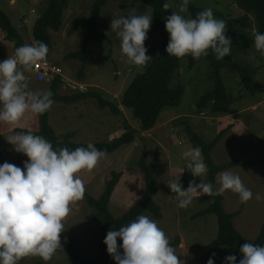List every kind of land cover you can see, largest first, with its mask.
Returning <instances> with one entry per match:
<instances>
[{
  "label": "rangeland",
  "instance_id": "obj_1",
  "mask_svg": "<svg viewBox=\"0 0 264 264\" xmlns=\"http://www.w3.org/2000/svg\"><path fill=\"white\" fill-rule=\"evenodd\" d=\"M48 1L0 0V8L10 16L26 44H34L33 27L36 20L45 12ZM94 1H71L70 7L64 13L63 27L60 32L50 31L52 51L48 59L60 67L63 75L68 79L81 81L90 86L89 91L95 90L105 98H112L120 102L129 84L134 78L142 74L146 70V66L158 56L161 47V37L153 31L154 22L152 20L145 41L147 54L152 60L145 66H134L127 63L126 57L122 55L120 40L116 31H111L112 19L127 16L133 12L152 16L153 10L150 6L138 0H110L103 8L99 19L101 39L99 38L98 41L84 48V40L88 35L87 30L82 29L72 32L71 28L78 17L89 18L91 16V7ZM233 2V0H198L196 4L205 9H212L214 17L217 19L219 15L226 18H237L242 13ZM167 3L170 5L169 9H164L161 13V20L164 26L166 18L171 16L172 12L179 11L182 0H168ZM33 11L35 12L33 13ZM181 14L186 18H192L188 7L187 11ZM25 20H28L29 24H26ZM256 33V30L252 29L250 36L254 39ZM10 45L5 42L4 33L0 30V51H4L0 52V61L6 60L15 53V48H12L14 44H12L13 46ZM80 51L84 52V58L70 56ZM190 56L182 57L181 68L177 71L172 84L173 86L180 84L186 88L182 103L177 108H167L163 111L161 120H169L171 114L169 112L182 115L184 118L171 124V127H176L182 133L185 132L188 135L186 128L190 126L193 130L201 133L206 143H210L216 137L214 134L215 126L205 129V125L214 124L211 119L215 116L211 114L208 108L200 110L198 103L202 96L214 88V81L211 78V67L205 56L197 59L196 65L191 67ZM223 60L248 61L259 67L256 82L263 90L254 96L244 88L237 70L224 68L222 70V78L227 91L235 100L230 112L232 110L236 112L237 109L238 111L243 110L240 118H244L250 125L259 122L255 131L264 140V58L255 47L249 54L237 52L236 49L231 47L230 56L225 57ZM25 75L28 78L29 90L34 92L48 91L49 86L38 83L34 74H29L26 70ZM60 93L66 96L75 95L65 86L61 87ZM122 111V115L113 116L109 109L100 108L96 99H88L70 105L55 102L50 109V122L60 140H63L68 133H75L72 142L95 144L107 142L112 136L125 132V122H128L132 127H139L131 111L127 109H122ZM202 114L205 116H201ZM261 117L263 119H260ZM39 129V115H34L31 112L26 113L15 126L0 123V135L5 146L0 165L8 162L20 167L19 159L23 158L24 161L28 159L23 154L16 153L12 145L7 142L6 137L16 133H24L25 130L37 132ZM229 137L230 141L237 140V149H232L230 144L223 141L221 148H219L221 150L214 156L215 164L229 162L232 159L243 161L264 159V143L258 142V137H250L248 134L240 139L233 134H230ZM143 145V143L137 144L136 142V144L124 146L112 154H106L92 171H84L80 174L85 189L84 197L82 200L70 205V212L64 221V232H62L60 237L61 245L76 237L79 247L87 259L95 260L98 257L103 233L98 223L92 218V211L88 206L85 193L94 198L101 197L105 191L107 181L112 177V173H122L120 182L116 186L111 199L110 210L116 218L126 214L142 198L145 191L144 175L138 165L142 156ZM191 145L192 147H198L194 143ZM227 145H229V148H227ZM154 157L153 153L150 154V164L155 161ZM202 159L204 161L203 154ZM185 164L187 165V163ZM262 167L264 166L260 165L252 168L237 167L226 170L239 175L243 184L253 192V198L247 203H241L238 194L231 191H226L223 195H220L227 213H240L234 218V223L237 230L249 242H254L258 238L264 223V199L258 201L255 198L256 194L264 197V177L261 178L264 176V168ZM156 177L159 183V190L161 185L162 187L160 196H156L155 200L163 208V219L156 220L149 213L144 215L155 220L170 241L175 240L177 237L181 239L179 247L174 248L178 258L183 260L185 264H207L209 258L215 254V264H225L227 256L235 255L237 264H239L241 254L237 249L219 247L205 252L200 250L201 247L211 244L218 236L217 215L206 214L195 217L197 213L207 210L213 201L212 197L207 195L195 196L187 208H179L175 212L174 208H177V205L169 202L170 193L166 184L165 174L163 172H160V174L156 173ZM207 179L208 169L201 178L187 176L186 182L190 183L193 180L196 183L207 182ZM120 244H122V241H119L118 245ZM112 261L116 264L113 258ZM39 262L43 264H76L62 248L55 252L47 261L39 256L29 255L22 258L19 264H38Z\"/></svg>",
  "mask_w": 264,
  "mask_h": 264
},
{
  "label": "clouds",
  "instance_id": "obj_2",
  "mask_svg": "<svg viewBox=\"0 0 264 264\" xmlns=\"http://www.w3.org/2000/svg\"><path fill=\"white\" fill-rule=\"evenodd\" d=\"M190 0H182L178 12L165 20L170 39L166 48L168 56L194 59L214 51L218 60L230 56L232 41L226 36V22L214 17L212 9L186 18ZM170 5L163 4L168 10ZM153 16L134 12L113 18L111 31H116L121 52L126 62L145 66L152 58L147 54L145 41ZM254 47L264 56V33L257 32ZM48 46L37 41L18 47L13 56L0 61V123L15 126L28 112L42 115L55 103L53 93L29 90L23 69H30L46 60ZM16 153L28 159L23 168L4 162L0 165V264H19L29 255L45 261L61 249V234L70 205L84 197V185L80 174L92 171L105 157V152L92 143L75 150L55 149L43 136L32 132L16 133L6 137ZM187 168L193 177L201 178L207 172L202 159V149L193 147L183 153ZM179 182L169 180L166 184L175 194L177 207L187 208L195 196L223 195L226 191L238 194L241 203L253 198V192L231 171L217 174L212 183L197 184L193 180L185 190ZM173 197V196H170ZM258 201L264 199L260 194ZM118 240L122 244L118 245ZM108 254L116 264H185L175 254V249L157 222L146 215L118 230H111L104 240ZM239 264H264V246L250 242L240 249ZM207 264H215V254ZM225 264H237V257L229 255Z\"/></svg>",
  "mask_w": 264,
  "mask_h": 264
},
{
  "label": "trees",
  "instance_id": "obj_3",
  "mask_svg": "<svg viewBox=\"0 0 264 264\" xmlns=\"http://www.w3.org/2000/svg\"><path fill=\"white\" fill-rule=\"evenodd\" d=\"M71 1L72 0H49L45 12L34 24L33 36L35 42L42 41L48 46L49 51L46 58L49 57L50 52L52 51V38L50 31L60 32L63 27L64 13L69 8ZM109 1L110 0H95L91 7V16L89 18L78 17L75 20L71 31L75 32L86 29L88 33L84 40V48L102 36L99 29V19L102 15L103 8ZM138 1L144 2L152 8L154 22L153 31L161 37V47L158 56L152 60L150 64L146 66V70L134 78L126 88L120 102L112 98H105L95 90L71 96L62 95L60 93L62 79L59 77L49 86L48 89L53 93L52 98L55 102H62L70 105L88 99H96L100 108L109 109L113 116H120L123 114L121 106L133 113L134 119L138 122L139 127L137 129L132 127L128 122H125V132L120 137L111 141L93 144L97 149L105 152V154H112L124 146H129L135 143L139 133L148 132L154 129L157 126L163 111L167 108L173 109L179 107L185 96L186 88L183 85H172L177 71L181 68L182 58L168 56V53L166 52L170 36L161 20V13L164 10L163 4L167 3L168 0ZM197 1L198 0H190L188 4V9L191 12L192 18H195L197 13L206 10L205 8L197 6ZM233 1L242 15L237 18H226L219 15L218 19H222L226 22V36L232 41L231 47L236 49L237 52L249 54L254 47V39L250 36V31L255 29L256 32L264 33V0ZM0 30L4 33L5 40L14 44L15 50L20 46L26 45L23 36L13 24L10 16L1 8ZM83 54L84 52L80 51L73 53L70 56L84 58ZM205 57L209 61L211 67V78L214 81V88L200 99L198 103V108L200 110L208 108L214 116H225L229 114L235 100L224 85L222 78V70L224 68H233L237 70L244 88L251 95L254 96L261 92L262 88L256 82L259 67L254 66L248 61L238 62L218 60L212 50H209ZM262 57L264 58V56ZM196 63L197 59L190 56V66L194 67ZM39 127L40 129L37 132L25 130L24 133L32 132L35 135L43 136L51 142L55 149L66 147L69 150H75L78 147L86 148L88 145L72 142L75 133H68L64 136L63 140H60L51 125L50 110L39 115ZM186 130L190 141L202 149L204 162L208 169V179L205 183H212L214 188H216L217 174L222 171L236 167L264 165V160H236L230 163L217 165L212 158V152L219 144L226 131H221L212 142L206 143L205 140L195 134L190 127L187 126ZM2 140L3 138L0 135V161L5 152V146ZM24 162L23 158L19 159V165L21 168H23ZM158 164V159L152 164L149 163L148 150L144 148L138 165L144 175L145 191L142 198L122 217L116 218L110 210L111 199L116 186L120 182L122 173H112V177L107 181L105 191L101 197L94 198L88 193H85L88 206L92 211V218L98 223L103 235L99 255L95 260H89L85 257V254L79 247L76 237H73L68 243L61 245V248L69 254L76 264H115L112 261V257L108 254L107 246L104 243L109 231L113 229L118 230L135 220L139 215H144L145 213H149L156 220H161L163 218L162 208L155 200L159 191V183L156 177V168ZM211 197L213 200L211 205L207 210L197 213L195 217L206 214L217 215L219 227L218 236L211 244L201 247L200 250L205 252L219 247L239 250L244 243L249 242L237 230L234 223V218L240 213H227L224 209L220 195H213ZM180 242L181 239L177 237L175 240L170 241V245L173 248L179 247ZM250 243L264 246V223L258 238ZM38 264L43 263L39 262Z\"/></svg>",
  "mask_w": 264,
  "mask_h": 264
},
{
  "label": "crops",
  "instance_id": "obj_4",
  "mask_svg": "<svg viewBox=\"0 0 264 264\" xmlns=\"http://www.w3.org/2000/svg\"><path fill=\"white\" fill-rule=\"evenodd\" d=\"M100 39H101V37H100ZM96 41H98V40H96ZM5 42L8 43L9 45L11 44L10 46H13L12 45L13 43H10L6 40H5ZM12 48L14 49L15 47L13 46ZM0 52H4V51H0ZM22 70H24V74H25L26 70L29 74H31V71L28 69H22ZM25 76H27V75H25ZM26 82L28 83V78L26 79ZM262 90H263V88H262ZM253 107H256V106H253ZM121 109H124V108L121 106ZM242 112H243V110L238 111V109H237L236 112L234 110H232L228 115L215 116L214 118H212L211 120L214 122V124H210L209 126L205 125V129H210V127H214V126L216 127V128L214 127V129H215L214 134L216 135V137L221 131H226L225 135L223 136V138L221 139L219 144L213 150V153H212L213 160H214V156L216 155V153L221 150L219 148H221L223 141L230 144L232 149H234V148L237 149V140L236 141H230L228 139V138H230L229 137L230 134L235 135V137L238 139H240L243 136H245L246 134H248L250 137H255V138L258 137L257 138L259 140L258 142L264 143V140H262L259 137L258 132L255 131L256 126L259 125L258 124L259 122L257 124L253 123V124H251L253 126H251L248 123V121H246L244 118H240ZM169 113H171L169 120H167V119L161 120V117L163 116V113H162L157 126L148 132H143L142 134L139 133L140 135L139 136L137 135L138 140L136 142H137V144L143 143L144 144L143 149L146 148L148 150V161H149L150 154H152V153H153V155H155V157H154L155 160L158 159L159 164L156 168V173L160 174V172H163L165 174V179L167 182L169 180H176L177 182H179L178 178L180 177V180H181V183H182L184 189H187L189 184L191 183V182L190 183L186 182L187 176L190 175L192 177L193 175L189 172V169L187 168V165L185 164V163H187V161L184 159L183 153L186 152L188 149L193 148V147L191 145L192 143L190 141L189 135H186L185 132L182 133L181 130L177 129L176 127L175 128L171 127V124H173L176 121L183 119L184 117L182 115L174 114L172 112H169ZM201 116H205V115L202 114ZM260 119H263V118L261 117ZM188 127H190V126H188ZM135 129H137V128H135ZM191 130L195 134H197L198 136L203 138L201 136L200 132L193 130L192 128H191ZM123 133L124 132H121V133H118L117 135L112 136L108 141H111L117 137H120ZM144 138H145V141H144ZM136 142L134 144H136ZM227 148H229V145H227ZM222 150H223V148H222ZM253 160H255V159H253ZM258 160H264V159H258ZM233 161H236V160L232 159L229 162H223V163H220L217 165L230 163ZM258 166H260V165H258ZM248 168H252V167H248ZM262 168H264V167H262ZM258 170H260V168H258ZM263 177L264 176H262L261 178H263ZM159 178H160V176H159ZM160 183H161V178H160ZM199 183H201V182H199ZM199 183H197V184H199ZM161 187H162V185L160 186V190L158 191L157 197L160 196ZM216 187H218L217 184H216ZM168 190H169L170 196H175V194H173L171 192L169 187H168ZM169 202H170V204L176 203V205H177V201L174 199V197H170ZM110 205H111V203H110ZM161 208H162V206H161ZM174 209L176 212L177 209H179V207H177V208L175 207ZM162 210H163V208H162ZM163 215H164V212H163Z\"/></svg>",
  "mask_w": 264,
  "mask_h": 264
},
{
  "label": "built area",
  "instance_id": "obj_5",
  "mask_svg": "<svg viewBox=\"0 0 264 264\" xmlns=\"http://www.w3.org/2000/svg\"><path fill=\"white\" fill-rule=\"evenodd\" d=\"M35 11H33L34 13ZM26 24H29L28 20H25ZM23 69V68H22ZM34 74L38 83H43L48 86L52 85L59 77L62 79V86L68 88L73 94L88 93L90 86L77 80L68 79L63 75L62 70L57 65L53 64L48 58L45 61L38 63L36 66L28 69Z\"/></svg>",
  "mask_w": 264,
  "mask_h": 264
}]
</instances>
